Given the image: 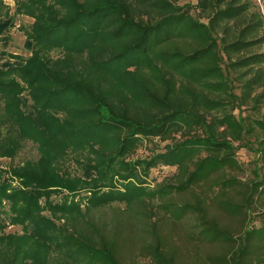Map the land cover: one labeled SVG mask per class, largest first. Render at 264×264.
<instances>
[{"label": "trees", "instance_id": "16d2710c", "mask_svg": "<svg viewBox=\"0 0 264 264\" xmlns=\"http://www.w3.org/2000/svg\"><path fill=\"white\" fill-rule=\"evenodd\" d=\"M60 1L70 16L48 18L37 35L63 54L0 70V158L32 140V122L50 131V143L36 138L45 158L0 168V205L14 224L30 223L29 237L52 245L46 264H264V174L243 180L237 159L256 146L264 170L262 14L251 0ZM12 73L32 89L29 112L26 89L5 80ZM155 140L162 152L134 160ZM70 153L83 178L58 172ZM159 166L176 172L34 216L50 194L44 182L77 195L82 179L105 182L113 170L141 178L139 169ZM15 250L0 242V264H25Z\"/></svg>", "mask_w": 264, "mask_h": 264}, {"label": "rangeland", "instance_id": "374dc122", "mask_svg": "<svg viewBox=\"0 0 264 264\" xmlns=\"http://www.w3.org/2000/svg\"><path fill=\"white\" fill-rule=\"evenodd\" d=\"M185 2H188V0ZM251 2L253 10L260 12L264 18V0H251ZM53 11L58 13H53ZM68 16H70V12L67 6L63 5L60 0H0V70L9 72V70L19 67L24 69L35 56L42 60L58 58L63 54V48L47 46L38 42L37 28L39 26L48 28L49 25L45 23L48 18L58 17L66 19ZM260 50L264 51V46ZM42 60L38 59L39 62ZM11 75V77L5 78V80L7 82H17L26 89L21 96L27 100L28 106L24 107V110L29 112L30 106L33 103L32 89L29 87L28 82L23 80L21 76L14 75V73ZM124 78H126V82L123 83L127 84L126 87L133 91L134 85L130 84V77L124 76ZM0 106H3L2 103ZM243 110L244 116L250 114L248 108H244ZM52 113L58 115V118L63 119L62 113H56L54 111H52ZM0 114H2V112H0ZM0 131L2 136L6 135L8 126H1ZM49 132L48 128L32 122V140H23L19 152L13 159L0 158L1 170H8L9 172V168L13 166L21 165L26 161L37 163L42 157L45 158L44 154H46V151L45 149L42 151L40 143H38L36 138L39 137L43 142L46 141L50 143L48 140ZM5 143H8V141ZM164 146L165 143H160L157 140L146 142L137 152L134 160L145 159L151 157L156 152H162ZM256 149V146L252 147V149L241 148L237 152V159L244 169L242 179L245 181L255 178V168L258 169L261 176L264 174L263 163L259 160L260 156L257 154ZM58 157L62 158L60 154L57 158ZM75 158L76 157H73V154L70 153L68 158L64 159V161L60 159L63 169L59 167L58 172L61 173L62 170H68L73 174L71 177L75 178V174H77L78 177L83 178L84 171L77 165ZM77 158L84 160V157L81 156ZM139 172L142 175L141 178L134 179L127 178L130 175L122 171L114 170L108 173V179L105 182L84 183L82 179L83 181L80 180L78 185L84 187L77 192V195L65 189L49 187V185L44 182L39 188H46L50 194L46 198H39L35 202L37 206L39 205L40 212L36 213L34 216L49 217L51 219L53 215L48 211V206L50 204L60 205L65 202L74 201L82 202L80 204L85 205L88 197L93 196V193L99 191L111 193L113 189H118L117 191L125 192L127 187L133 188L134 186L141 185V182H143L142 186H144V189L154 187L172 176L176 172V168L159 166L158 168L152 169L147 176L144 175L145 171L143 169H139ZM6 177L8 176L6 175ZM75 180H77V177ZM8 185L17 187L19 183L17 181L8 180ZM120 206L125 207L126 204L121 203ZM12 216L15 215L11 212L9 203L3 200L0 205V242H5L7 244L15 242V248L17 250L15 251L18 253L17 255L21 261L26 262L25 264H46L49 255L53 253L52 245L47 241L29 237L32 236V225L28 222L26 223L29 228L19 224L15 225ZM56 223L60 224V219L57 220Z\"/></svg>", "mask_w": 264, "mask_h": 264}]
</instances>
